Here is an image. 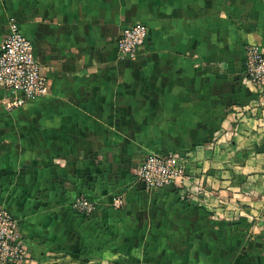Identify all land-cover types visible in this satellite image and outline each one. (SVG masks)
<instances>
[{
    "label": "crops",
    "instance_id": "crops-1",
    "mask_svg": "<svg viewBox=\"0 0 264 264\" xmlns=\"http://www.w3.org/2000/svg\"><path fill=\"white\" fill-rule=\"evenodd\" d=\"M12 22L50 93L9 110L0 91V203L22 264H264V95L243 76L264 0H0V48ZM136 23L146 45L122 60ZM174 152L183 180L138 181L145 156Z\"/></svg>",
    "mask_w": 264,
    "mask_h": 264
},
{
    "label": "built area",
    "instance_id": "built-area-1",
    "mask_svg": "<svg viewBox=\"0 0 264 264\" xmlns=\"http://www.w3.org/2000/svg\"><path fill=\"white\" fill-rule=\"evenodd\" d=\"M149 29L136 23L125 28L117 40L122 60H133L146 45ZM243 76L251 85L264 92V46L248 44L245 47ZM0 91L6 95L9 110L24 107L32 101L49 96L48 79L35 56L34 45L24 36L19 24H10V34L0 48ZM187 158L182 152L149 154L137 169L138 181L147 189L162 190L186 174ZM122 198L114 200V207L121 208ZM73 209L82 215L95 213L97 205L88 197H78ZM30 258L29 250L20 230L19 220L8 207L0 203V264H22Z\"/></svg>",
    "mask_w": 264,
    "mask_h": 264
},
{
    "label": "rangeland",
    "instance_id": "rangeland-1",
    "mask_svg": "<svg viewBox=\"0 0 264 264\" xmlns=\"http://www.w3.org/2000/svg\"><path fill=\"white\" fill-rule=\"evenodd\" d=\"M262 95H264V92H263V94ZM0 100L2 101L3 100V98H2V96H0ZM77 199V198H76ZM187 199V198H186ZM72 208H73V203H72ZM205 215H213V214H211V213H209V212H205Z\"/></svg>",
    "mask_w": 264,
    "mask_h": 264
},
{
    "label": "trees",
    "instance_id": "trees-1",
    "mask_svg": "<svg viewBox=\"0 0 264 264\" xmlns=\"http://www.w3.org/2000/svg\"><path fill=\"white\" fill-rule=\"evenodd\" d=\"M79 214V213H78ZM80 215H82V214H80ZM84 216V215H83ZM86 216V215H85Z\"/></svg>",
    "mask_w": 264,
    "mask_h": 264
}]
</instances>
